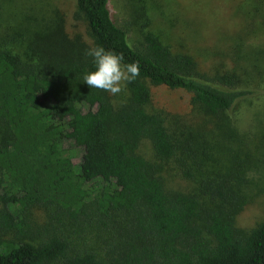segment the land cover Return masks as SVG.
<instances>
[{"label":"trees","instance_id":"obj_1","mask_svg":"<svg viewBox=\"0 0 264 264\" xmlns=\"http://www.w3.org/2000/svg\"><path fill=\"white\" fill-rule=\"evenodd\" d=\"M125 1L128 18L117 24L108 0H75L87 39L68 37L62 16L41 18L17 47L0 28V264H264V217L247 232L234 224L246 198L227 147L178 139L145 109L149 82L185 90L206 115L229 111L264 83V46L253 48L252 65L201 71L150 31L131 45L128 33L151 0ZM242 2L264 31V0ZM95 46L139 64L115 104L82 82ZM143 138L159 160L178 154L197 194L165 190L161 166L136 152ZM69 140L84 150L77 166L63 148ZM33 209L46 218L38 242ZM89 228L107 240L104 256L94 241L73 242Z\"/></svg>","mask_w":264,"mask_h":264},{"label":"rangeland","instance_id":"obj_2","mask_svg":"<svg viewBox=\"0 0 264 264\" xmlns=\"http://www.w3.org/2000/svg\"><path fill=\"white\" fill-rule=\"evenodd\" d=\"M242 1L151 0L135 27L130 29L129 43L134 44L141 33L150 31L163 44L189 53L201 71L231 70L249 60L253 48L264 46V31L259 26L261 18L248 11V4ZM108 5L117 24L128 18L129 6L125 0H108ZM74 14L75 0H1L0 28L8 26V42L14 38L15 42L11 43L17 47L31 34L26 30L32 31L35 24L41 25V18L62 16L68 37L80 35L87 39L86 23ZM147 85L150 101L145 109L160 113L172 135L181 140L187 137L191 142L205 140L227 147L230 168L233 174H240L241 190L246 198L234 224L244 232L249 231L264 217V83L255 86L252 94L216 117L206 115L198 105L192 104L185 90L149 82ZM126 96L124 88L121 93L111 95L112 102L115 104ZM196 135L199 137H193ZM63 148L77 166L84 152L82 146L69 140ZM136 152L161 166L165 190L198 193L196 183L182 174L178 154L159 160L145 138L139 141ZM29 218L33 227L31 239L38 242L46 218L38 209L31 210ZM81 240L94 241L104 256L107 240L102 233L89 228L86 233H78L73 242Z\"/></svg>","mask_w":264,"mask_h":264},{"label":"clouds","instance_id":"obj_3","mask_svg":"<svg viewBox=\"0 0 264 264\" xmlns=\"http://www.w3.org/2000/svg\"><path fill=\"white\" fill-rule=\"evenodd\" d=\"M92 58V68L82 75V82L89 88L102 90L115 96L139 75L138 62H123V56L103 46L89 48L86 53Z\"/></svg>","mask_w":264,"mask_h":264}]
</instances>
